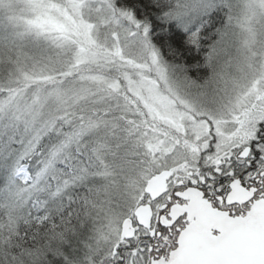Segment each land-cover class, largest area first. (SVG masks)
<instances>
[{
    "label": "snow or ice",
    "instance_id": "6c2138e0",
    "mask_svg": "<svg viewBox=\"0 0 264 264\" xmlns=\"http://www.w3.org/2000/svg\"><path fill=\"white\" fill-rule=\"evenodd\" d=\"M0 264H264V0H0Z\"/></svg>",
    "mask_w": 264,
    "mask_h": 264
}]
</instances>
